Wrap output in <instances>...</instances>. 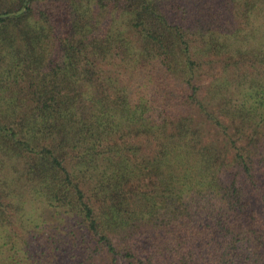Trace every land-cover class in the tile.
<instances>
[{"label":"trees","instance_id":"obj_1","mask_svg":"<svg viewBox=\"0 0 264 264\" xmlns=\"http://www.w3.org/2000/svg\"><path fill=\"white\" fill-rule=\"evenodd\" d=\"M262 40L264 0H0V264H264Z\"/></svg>","mask_w":264,"mask_h":264},{"label":"rangeland","instance_id":"obj_2","mask_svg":"<svg viewBox=\"0 0 264 264\" xmlns=\"http://www.w3.org/2000/svg\"><path fill=\"white\" fill-rule=\"evenodd\" d=\"M215 2H216V4H217V7L218 8H220V9H222V10H225L226 8L229 10V12H230V9H232V8H234L235 6H236V4H237V2H238V0H215ZM184 12H185V14H187V11H185V10H182L181 8L179 9V12H176V11H174L173 13H172V17H173V19L175 20V21H178V22H182L183 23V17H182V15H184ZM187 15H189V14H187ZM228 16H230V14H227ZM186 17V22H184V23H186L187 24V22H188V19H189V16H185ZM260 19L261 20H263V18H261L260 17ZM102 24H103V26H105V28H107V27H110V28H112L113 29V31H114V26L112 25V24H114V22L112 21V18L110 17V16H108V15H105V17L104 18H102ZM258 22H260L259 20H257L256 21V23H258ZM188 25V24H187ZM260 43H264V40H262ZM112 63V62H111ZM216 65V64H215ZM217 66V69L216 70H214V71H212V73H214L215 75H218V73L219 72H221L222 73V69H221V66L220 65H216ZM243 70V69H242ZM244 70H246V69H244ZM113 73V75H114V71L113 70H111ZM116 71V70H115ZM241 72V71H240ZM235 74H238V72L237 71H235V70H233L232 72H230L227 76L230 78V79H234V75ZM112 75V76H113ZM116 75H117V71H116ZM120 75H121V73H120ZM199 115V114H198ZM196 119H197V121L199 122V121H201L200 119H199V117L196 115ZM208 129H210L211 128V126L210 127H208V126H206ZM216 134V131L213 129L212 130V132H211V134L210 135H208L206 138H205V142H212V141H217V143H218V136L217 135H215ZM152 147H154V146H152ZM221 148H223V147H221ZM228 158H229V161H231L232 160V154L230 153L229 155H228ZM235 174H237V169H235L234 168V166H230V168L228 169V173L226 174H224V178L223 179H227V178H231L232 177V175H235ZM140 243L142 244V245H146L147 244V240L145 239V238H141L140 239ZM96 263L97 264H106V261L105 260H100V259H98L97 261H96Z\"/></svg>","mask_w":264,"mask_h":264}]
</instances>
